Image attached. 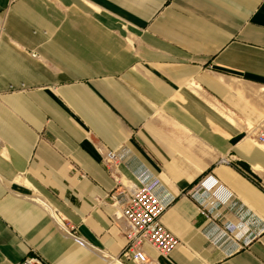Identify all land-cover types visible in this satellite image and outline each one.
I'll use <instances>...</instances> for the list:
<instances>
[{"label":"crops","instance_id":"1","mask_svg":"<svg viewBox=\"0 0 264 264\" xmlns=\"http://www.w3.org/2000/svg\"><path fill=\"white\" fill-rule=\"evenodd\" d=\"M263 126L264 0H0V264H136L144 170L182 242L147 264H264Z\"/></svg>","mask_w":264,"mask_h":264},{"label":"built area","instance_id":"2","mask_svg":"<svg viewBox=\"0 0 264 264\" xmlns=\"http://www.w3.org/2000/svg\"><path fill=\"white\" fill-rule=\"evenodd\" d=\"M258 144L264 147V126L260 130L256 138ZM120 157L117 152H107L104 156V164L111 168L113 164L118 163ZM142 183L140 187L128 189V191H117L116 196H112V204L120 209L116 215L117 221H123L126 224L125 237L127 244L125 246L123 256L136 264H147L148 258L144 250V246H150L157 250L163 256H168L172 251L179 248L181 240L173 234L162 222V218L167 211L165 204L157 196L152 187V176L148 170H144L139 174ZM218 193L220 189L219 181L213 176L206 177L202 180L200 187L193 194L194 197L201 196L203 203L206 201L208 193ZM127 194L128 197L120 199L119 196ZM232 195L229 194L223 201H229ZM213 206V204H211ZM205 207H207L205 205ZM203 207L202 214H207V209ZM230 226H227V230ZM71 236L75 233L67 231ZM19 264H46L44 260L33 255ZM115 264H124L121 260H117Z\"/></svg>","mask_w":264,"mask_h":264}]
</instances>
